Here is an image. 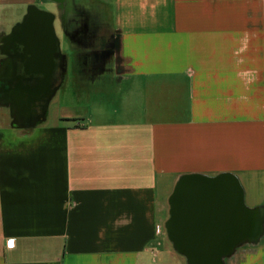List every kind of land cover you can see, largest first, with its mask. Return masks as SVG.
I'll list each match as a JSON object with an SVG mask.
<instances>
[{"label":"crops","instance_id":"1","mask_svg":"<svg viewBox=\"0 0 264 264\" xmlns=\"http://www.w3.org/2000/svg\"><path fill=\"white\" fill-rule=\"evenodd\" d=\"M97 8L115 39L105 61L72 53L52 120L0 126V264H153L203 229L193 210H212L211 245L235 247L224 264H264V0H115L112 20ZM67 79L100 95L78 108L59 94ZM244 208L259 229L235 238Z\"/></svg>","mask_w":264,"mask_h":264},{"label":"flooded vegetation","instance_id":"2","mask_svg":"<svg viewBox=\"0 0 264 264\" xmlns=\"http://www.w3.org/2000/svg\"><path fill=\"white\" fill-rule=\"evenodd\" d=\"M56 3L58 13H53L55 15L54 26L58 16L69 41H71L70 54L75 53L79 57V60L83 56L85 60L81 62L86 65L84 68H97L103 60L105 61L107 57L105 55L107 53L109 55V52L111 53L115 45V39L107 30L106 24L101 22V17L97 9H91V7L84 5V2L80 0H57ZM22 31L18 30L14 35H11L13 34L12 32L0 30V103L7 106L9 111L11 113L13 111L14 114L17 107L11 106L12 95L20 94V92H12L11 89L12 87L16 89L18 84H29L37 93L32 95L31 98L35 100V103L30 106L26 113H32L31 119H36L34 114L41 113L43 107L42 102L51 95L52 87L60 72L62 82L65 80L68 57L67 55H60L61 53L53 52L51 50L53 48L52 41L46 40L43 44V51L50 52V57L47 54V57L43 60V64L41 67L37 66V70L33 72L32 77L26 76L21 63V52L23 48L21 42L24 43L25 41ZM93 50L99 54L94 58L90 54ZM9 65H14L9 72L13 76L11 75L7 79ZM61 65L62 69H59Z\"/></svg>","mask_w":264,"mask_h":264},{"label":"water","instance_id":"3","mask_svg":"<svg viewBox=\"0 0 264 264\" xmlns=\"http://www.w3.org/2000/svg\"><path fill=\"white\" fill-rule=\"evenodd\" d=\"M27 14L24 19L14 26L11 35H14L18 30H23L24 43L21 42L23 46L21 52V63L24 69V73L26 76L32 77L33 72L37 70V66L41 67L43 64V60L47 57V54L50 52L43 51L44 41H52L53 48L51 49L55 53H61L60 41L56 34L55 26H54V18L55 15L48 11L39 10L35 5L28 6ZM39 16V17H38ZM43 41V42H42ZM49 44V43H48ZM62 55V54H60ZM14 65H9V71L7 73V79L11 77L12 74L9 72L12 70ZM64 66V65H63ZM62 69V65L59 69ZM61 75V72H60ZM58 75L56 82L52 87L51 95L56 91V89L62 84V78ZM13 76V75H12ZM22 78V76H20ZM11 83V81L9 80ZM25 82V81H24ZM11 86V85H10ZM31 85H17L16 89L12 87V92L19 91L20 94L12 95L11 106L17 107L14 114L12 111V115L15 120H12V125L14 126H32L37 122L44 119L47 115V108L49 104V99L51 95L42 102L41 113L35 115L36 119H31L32 113H26L27 110L32 106L35 100L32 97L37 91L30 87ZM12 116V117H13ZM232 183L235 188V207L240 203H243L242 200V192L239 187V183L237 179L232 178ZM222 177H218L215 182H221ZM241 206V205H240ZM175 211V210H174ZM195 212L200 213L203 217H205V223L203 224V229L200 227H196V231L188 232V235L185 234L184 237L186 239H175V249L186 256L188 263L187 264H224L223 258L235 249L234 246H216L211 245L210 242H213L211 237L220 236L221 233L215 232L216 228H213L211 225V221L209 220L210 212L212 210H193ZM232 212V236L236 238L237 236H253L257 234V230L259 229V221L253 216V212L251 210H231ZM243 212L247 215V227L242 232L241 224L237 222V218L239 214ZM194 227V226H191ZM214 229V230H212ZM169 230V227H168ZM246 232V233H245ZM170 234L172 236H178V231L170 228ZM183 236V235H182ZM183 238V237H182Z\"/></svg>","mask_w":264,"mask_h":264},{"label":"rangeland","instance_id":"4","mask_svg":"<svg viewBox=\"0 0 264 264\" xmlns=\"http://www.w3.org/2000/svg\"><path fill=\"white\" fill-rule=\"evenodd\" d=\"M57 0H36L35 3L31 5H35L39 10L48 11L50 13H58V7H57ZM84 1L86 5L91 7V9H97L99 10L98 5L99 2L102 1L103 3H106L105 8V17L109 20L114 16V1L115 0H80ZM95 4V5H94ZM28 10V6H25L24 8H19L17 5H10L6 7V9L0 10V30H6L8 32H12L14 29V26L20 23L26 14ZM99 16L103 18V14L101 11H98ZM55 30L56 34L59 38L60 44H61V54L67 55L68 61H67V72L70 75H72V71L74 69V59L73 56L70 54V47H71V41H69V38L66 35V32L63 28V24L60 20V18L57 16L55 21ZM66 72V73H67ZM67 75V74H66ZM65 75V76H66ZM65 87H63L59 94L60 96H68L71 98L76 97L77 104H79L78 108L82 106V104H86L87 98H96L100 95L97 89L94 90H88L86 87H80L79 89L76 86H73L72 79H67L65 81ZM60 87V86H59ZM56 92V91H55ZM50 106L48 104V110L47 114L50 113ZM58 107L54 106V109H51V113L49 114V121L52 120L53 114L55 110ZM74 111H76V107L74 108ZM14 120L12 117V113L9 111V108L6 106H3V104L0 103V126L3 123L4 125H10V123ZM166 247L163 246V248L158 251V256L155 257L153 264H187L185 263V259L180 253L173 247L168 248L171 253H168L165 250Z\"/></svg>","mask_w":264,"mask_h":264}]
</instances>
